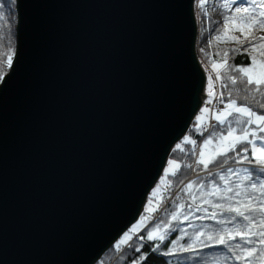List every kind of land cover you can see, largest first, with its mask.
<instances>
[{"label":"water","instance_id":"1","mask_svg":"<svg viewBox=\"0 0 264 264\" xmlns=\"http://www.w3.org/2000/svg\"><path fill=\"white\" fill-rule=\"evenodd\" d=\"M0 83V264H94L205 96L196 0H15Z\"/></svg>","mask_w":264,"mask_h":264},{"label":"trees","instance_id":"2","mask_svg":"<svg viewBox=\"0 0 264 264\" xmlns=\"http://www.w3.org/2000/svg\"><path fill=\"white\" fill-rule=\"evenodd\" d=\"M0 5H3L0 11L5 13V19L0 20L1 83L15 53L17 12L16 2L13 3V0H0ZM234 7L233 5V9ZM196 15L199 25L197 52L201 63L203 65L223 64L219 71L215 70L220 77V92L223 93L221 97L226 102L231 99L237 101V105L247 103L255 111L264 112V110L258 108L257 104V101H261L262 97H264V86L260 87L259 93L255 92L253 90L255 86H247L245 77L235 69L236 65L243 64L247 66L249 64L248 54L256 57L257 64L254 66L255 70L260 69L259 62L264 60V56L260 54L264 50L261 49L264 40H258V38L264 37V29L256 27L247 38L257 44L256 49H252L249 47L244 34L235 30V25L231 22L228 27L232 31L227 36L223 34L225 30L223 26L224 16H229L230 21H242L247 15L246 13L229 12L221 3V0H216L215 8L213 7L212 0H209L204 6H201L198 0H196ZM256 18L259 19L258 13ZM218 21L221 24L219 39L216 38L218 34L212 31ZM233 35L238 36L240 39L232 40L231 37ZM244 49H247V52ZM231 76L237 77L235 84L232 83ZM229 93H231V96H229ZM244 97H247L246 101ZM196 118L197 116L193 118L186 134L177 140L169 151L167 159H175L178 162V166L172 173L167 175L163 183L160 184L158 178L155 186L151 188L147 195L141 214L146 212L145 206L147 203L156 200L157 196L161 198L157 203L158 207L162 206L163 209L159 211L158 207L154 208L159 213L155 218H152V210L148 224L139 233L135 234L133 238L124 244H111L94 264H131V261L142 253H148L149 255L147 260L141 262V264H244V261L232 259L233 253L228 252L227 247L218 244L216 240L221 235L227 239V233L221 231L222 229L231 230L238 222L240 224L244 222L241 218L237 217V220L231 223H218V221L233 214L225 213L221 208L215 207V205L221 204L226 207L229 203L243 201L246 198L244 190L245 186L250 182L244 181L241 184V178L245 174L243 172L238 175L227 173L226 169L229 166L233 167V169H239L244 167L256 168L257 165H249L246 162L243 164L235 163L233 159H229L228 163L224 164L223 167L213 162L205 169L203 164L198 163L200 160L199 155L194 169L190 167L195 159L196 148L202 139L203 134L201 133L204 130V125L195 127L198 125ZM229 119H232V117H229ZM233 127L238 128L236 125H233ZM226 128V124L220 125L216 121L212 132L216 133L215 141L219 137L218 132L224 131ZM185 136L189 137L187 141L184 139ZM193 140L196 141L195 144L192 143ZM177 144L181 145L180 149L176 148ZM238 150L239 146L237 147ZM228 155L234 157V153H228ZM213 156L207 158L206 161L211 160ZM238 159V157H235V160ZM257 175L260 174L257 173ZM221 176H226V179L229 181L227 185L224 180L220 179ZM260 178L264 179V175H261ZM213 179L220 185L221 190L217 191L215 189V185L212 183ZM189 183L192 184L190 190L187 187ZM227 187H232L233 191H223ZM237 191H240L241 195L237 196ZM248 191H251V189ZM214 192L216 194H213ZM228 197H232V199L229 200ZM173 213L177 214V219L175 220L172 219ZM213 213H215L214 219L212 218ZM160 221H164V224H160ZM157 224L160 225L158 234L165 235V241L147 242L139 240V235L146 234V230H151ZM165 225H169V227H165ZM197 233L201 234L198 236ZM209 235L213 237L212 240H209ZM173 240L176 241L175 244L171 243ZM141 243L144 244V247L140 252H136L135 248L139 247ZM155 243H161V248L157 251H152V245ZM230 243L243 244L244 242L237 238V240L230 241ZM189 245L194 249L193 251H185V248ZM245 247L251 246L245 245ZM118 249H120L119 253ZM166 252H170L171 254L165 255L164 253ZM239 252L240 249L237 248L236 253ZM257 257H264V251H258L256 256L252 258V264H261V259Z\"/></svg>","mask_w":264,"mask_h":264},{"label":"snow or ice","instance_id":"3","mask_svg":"<svg viewBox=\"0 0 264 264\" xmlns=\"http://www.w3.org/2000/svg\"><path fill=\"white\" fill-rule=\"evenodd\" d=\"M15 0H13V3ZM209 0H198V3L201 6L207 4ZM213 7L215 8L216 0H212ZM221 3L229 10V12L234 11L235 13H246L247 15L243 18L242 21L229 20V16H224L223 26H224V35L227 36L232 29L228 27L229 23L235 25V30L240 31L244 34L249 47L256 49L257 44L248 40L247 38L251 35V32L256 28L260 27L264 29V0H221ZM233 5L235 6L233 9ZM3 5H0L2 8ZM259 15V19L256 18V15ZM5 19V13L0 11V20ZM10 19V17H9ZM216 32L217 39L220 38L219 33L221 31V24L218 21L216 27L212 29ZM232 40H239L238 36H232ZM258 40H264V37H259ZM261 49H264V44L261 45ZM203 51V49H201ZM247 52V49H244ZM264 56V50L260 53ZM11 59V58H10ZM249 64L247 66L236 65L235 69L238 73L242 74L245 77V82L247 86H255L254 91L260 92V87L264 86V60L259 62L260 71L259 73L255 70V65L257 64L256 57L248 54ZM226 63V62H225ZM223 65H213L214 68L222 67ZM233 84L237 82L236 76L230 77ZM226 87V85H225ZM223 95V93H221ZM231 96V93H229ZM244 100H247V97H244ZM207 103V102H206ZM258 108L264 110V97L261 101H257ZM228 109H231L229 111ZM202 111H209L207 107L202 109ZM222 115H217L216 120L220 125H227V128L224 131H219V143L217 150L211 160H204V152H200V160L198 163L203 164L204 168L207 169L210 163L216 162L219 166L223 167L224 164L228 163L229 159H233L235 163H247L249 165L256 164V168H239L233 169L229 166L226 169L227 173L233 175H238L243 172L245 175L241 178V184L244 181H249L250 183L245 186L244 194L245 200L237 201L236 203H229L225 207L221 204H216L215 207L221 208L225 213H232L230 217H226L223 220L218 221L220 224L225 222L231 223L236 221L237 217L241 218L244 222L243 224L237 223L231 230L222 229L221 231L227 233V239L223 235L216 238L217 243L225 245L228 249V252L233 253L232 259L237 261H244V264H252V258L256 256L258 251H264V179H261L260 176L264 175V112L255 111L247 103H241L237 106V101L229 100L225 109H222ZM235 114V115H234ZM232 117V119H229ZM197 121L201 118L197 116ZM233 125L238 126L233 127ZM195 127H199L196 125ZM239 129V131H238ZM238 132V134H237ZM203 134V133H201ZM184 139L187 141L188 136H185ZM216 139V133H210L203 141L202 145L204 147L211 144ZM227 142V143H225ZM193 144L196 143L195 140L192 141ZM239 150L237 151V147ZM177 149L181 148V145H176ZM175 150V149H174ZM228 153H234V157L229 156ZM250 153V155H249ZM235 157H238V160H235ZM173 161H169L172 163ZM259 173L260 175H257ZM211 174V173H210ZM221 180H224L227 185L229 181L226 179V176H221ZM259 181V182H257ZM212 183L215 185L217 191L221 190L220 185L216 182L215 179L212 180ZM190 190L192 184L187 185ZM239 188V186H237ZM251 189V191H248ZM225 192H232V187H227L223 189ZM213 194H216L215 192ZM236 195H241L240 191L236 192ZM229 200L232 197H228ZM207 211V209H205ZM213 219L215 218V213H213ZM172 219H177V214H172ZM187 219V217H185ZM203 219V217H201ZM160 224H164V221H160ZM169 227V225H165ZM160 225L157 224L151 230H146V234L139 235V240L154 242L159 240L160 242L165 241V235L158 234ZM201 233H197L199 236ZM128 236L126 232L124 234ZM209 240H212L213 237L209 235ZM239 238L242 240L243 244H233L230 241H235ZM171 243L175 244L176 241L173 240ZM245 245H250L251 247H245ZM144 247V244L141 243L139 247L135 248L136 252ZM161 248V243H155L152 245L151 250L157 251ZM239 248L240 252L236 253V249ZM194 249L189 245L185 248V251H193ZM165 255H170V252L164 253ZM148 253H142L136 259L131 261V264H141V262L146 261L148 258ZM261 259V264H264V257H257Z\"/></svg>","mask_w":264,"mask_h":264},{"label":"rangeland","instance_id":"4","mask_svg":"<svg viewBox=\"0 0 264 264\" xmlns=\"http://www.w3.org/2000/svg\"><path fill=\"white\" fill-rule=\"evenodd\" d=\"M218 66L220 65H223V64H216ZM205 71L208 75L207 77V83H206V92L211 96L212 95H215L216 92L214 93L213 89L215 88V83L213 82L212 80V76H211V68L213 70H217L219 71L220 67L218 68H214L213 65H210V64H205ZM208 67H211V68H208ZM260 69L257 70L256 72L259 73ZM219 100L220 102H222L224 104V107L219 109V110H216L214 111V118L216 119V116L217 115H222V109H225L226 105L228 102H226L222 97H221V92H219ZM239 106V105H237ZM205 106H202L200 108V110L198 111V113L196 114V116H199L201 119L198 121V125L200 126H203L204 125V130H203V136H202V139L200 140L197 148H196V154H195V159L194 161L197 160V157L199 156L200 152L203 151L204 152V160L206 161L207 158H210L211 156H213L217 150V146H218V143H219V137L218 139L215 141H213L211 144H209L208 146L204 147L202 145V141L210 134L213 132L214 130V127L213 129L205 136L204 132L206 130V126H207V123L209 121V118H210V115H211V112L210 110L209 111H202V109H204ZM229 111H231V109H228ZM217 121V120H216ZM216 124V123H215ZM215 126V125H214ZM215 133V132H214ZM238 134V133H237ZM227 143V142H225ZM173 161L172 163H169V161ZM193 161V162H194ZM178 166V162L175 160V159H172V158H168L166 161H165V164L163 166V169H162V172L159 176V182L160 184L163 183L166 178H167V175L169 173H172L176 167ZM160 196H157V199L156 200H152V201H149L147 203V205L145 206V209H146V212L145 213H140L138 215V217L129 225L128 228H126L117 238L116 240L114 241L115 244H124L126 243L127 241H129L131 238L134 237L135 234L139 233L149 222V218H150V213L152 211V218L154 216V213L155 212H158L156 211V209L154 208H157L159 205L157 204L159 201H160ZM162 207V206H161ZM161 207H158L159 210ZM128 233L129 235L128 236H125L124 234L125 233Z\"/></svg>","mask_w":264,"mask_h":264},{"label":"built area","instance_id":"5","mask_svg":"<svg viewBox=\"0 0 264 264\" xmlns=\"http://www.w3.org/2000/svg\"><path fill=\"white\" fill-rule=\"evenodd\" d=\"M201 64H202L203 69L206 68L205 65H203V63H201ZM208 68H211V67H208ZM204 71H205V69H204ZM211 71H212L211 72V76L213 77L212 80L215 83V88L213 89V91H214V93L216 92V94L215 95H212V96H211V94L209 95L206 92V86H205V93L206 94H205V96L203 98L201 107L202 106H205L211 112L209 121H208L207 126H206V130L204 132L205 136L213 129V127H214V125L216 123V119L213 116L214 111L219 110V109H221V108L224 107V104L222 102H220V100H219L220 77H219L218 73L215 70H213L212 68H211ZM205 75H206V83H207V80H208L207 77H208V75H207L206 71H205ZM195 162L196 161H194L192 163V165L190 166V167H193V169H194V166H195ZM162 209H163V207H161L159 211H161ZM159 211L154 213L153 218H155L157 216V214L159 213ZM119 251H120V249H118V253H119Z\"/></svg>","mask_w":264,"mask_h":264}]
</instances>
